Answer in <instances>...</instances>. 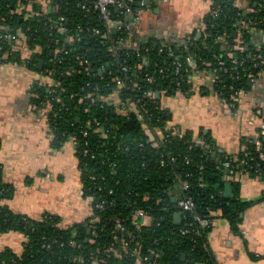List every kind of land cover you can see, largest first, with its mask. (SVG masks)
I'll use <instances>...</instances> for the list:
<instances>
[{
	"label": "trees",
	"instance_id": "1",
	"mask_svg": "<svg viewBox=\"0 0 264 264\" xmlns=\"http://www.w3.org/2000/svg\"><path fill=\"white\" fill-rule=\"evenodd\" d=\"M15 1L0 0V16L5 18L0 23V32L16 35L17 41L14 43L20 51L13 52L12 44H3L0 64H16L43 76L50 73V78L59 82L51 93L47 87L34 82L29 90L30 102L40 109L46 101H52L53 111L48 116L52 146L57 149L75 139L78 145L75 155L79 160L84 195L93 204L102 201L105 204L94 212L101 219L96 236L88 229V218L61 228L59 219L51 215H45L39 221L15 215L3 204L12 197L13 189L2 181L0 166V234L16 231L27 239L21 254L3 251L0 264H78L77 261L73 262L75 258L83 264H90L91 256L96 260L102 257L104 261L99 264H135L132 257L118 259L104 253L114 242V236H122V232L113 233L116 221L124 231L133 235V239L127 238L129 247L139 246L141 257H148L143 264H216L207 244L210 229L200 228L194 221V215L209 221L223 219L232 230L238 231L240 215L246 205L240 203L239 184L234 178L240 173H248L264 179V130L256 129L255 136L242 140L244 151L233 157L224 156L217 153L212 137L203 131L194 139L190 131L181 132L171 127L167 130L171 115L162 109L160 99L150 98L149 92H165V96H171L176 90V78L182 75V70L178 75L173 72V59L167 56L168 50L182 57L193 55L200 71L205 70L202 62L212 63V68L207 70L211 72L216 69L218 79L212 89L200 87V93L216 92L227 99L237 92L248 91L247 73L251 72L255 80L264 71V45L257 48L252 39L254 32L264 31V0H242L254 9L253 13L236 9L233 0H214L221 12L216 18L205 17L207 36L194 35L184 45L159 38L140 44L138 50L126 52L114 49L113 53L108 52L107 43L96 38H87L72 46L67 44L59 34L49 30L45 17L10 14ZM52 1L62 7L68 29L87 23L103 28L97 22L96 15L76 7L79 0ZM112 12L117 14L115 10ZM122 18L125 19L124 16ZM240 22L248 23V28L241 30L245 51L233 52L243 64L233 70L234 76L238 73L237 80H230L232 64L226 53L232 51L233 33L240 27ZM109 35L116 37L112 33ZM220 37H224L226 42H220ZM57 39L62 41L57 44ZM162 43H166L167 49L158 55ZM57 47L66 53L54 57L52 52ZM27 53H30L27 58L21 55ZM137 54L143 58L146 67L138 73L129 72L126 79L120 66H134ZM257 54L260 56L258 60L253 58ZM77 56H82L88 64L78 65ZM220 62L224 65H219ZM256 63L259 64L255 68ZM242 68L246 70L242 71ZM115 76L127 84L138 81V90H119L112 82ZM149 76L152 81L147 82ZM230 86L234 88L232 91ZM191 88V84L181 85V91L187 98L195 93ZM115 91L120 93L118 100L121 107L127 97L139 100L138 103L143 105L147 123L163 131L164 139L159 148H154L153 143L147 141L133 115L123 116L115 111L113 103L99 100V96L110 97ZM89 94L93 95V103L88 98ZM94 119L98 124L92 122ZM129 122L132 125H128ZM82 131H86L87 136L83 137ZM84 149H88L87 155L82 153ZM225 162L230 163L231 167L224 168ZM173 175L186 181L189 185L188 195L195 204V211L184 214L179 225L174 222L179 209L166 192L172 185ZM91 176L95 177L94 181L90 180ZM225 178L231 179L232 197L228 199L221 193ZM111 189L113 193L109 194ZM138 210H144L151 219L140 229L132 223ZM184 229L188 232L182 235L181 230ZM151 250L160 256H151Z\"/></svg>",
	"mask_w": 264,
	"mask_h": 264
},
{
	"label": "crops",
	"instance_id": "2",
	"mask_svg": "<svg viewBox=\"0 0 264 264\" xmlns=\"http://www.w3.org/2000/svg\"><path fill=\"white\" fill-rule=\"evenodd\" d=\"M151 2L138 22L137 38L141 41L165 37L173 43L187 44L194 35L198 37L197 27L210 10L209 0ZM252 39L257 48L263 46L264 31L254 32ZM261 73L258 79H251L249 90L239 95L233 110L225 109L214 94L200 93L197 88L188 98L161 96L162 109L171 115L169 126L192 132L194 139L203 131L212 137L218 154L236 156L243 139L255 136L256 129L264 130V71ZM34 82L46 84L49 79L16 64L0 67L1 177L13 189L12 197L3 204L15 215L36 221L51 215L69 227L90 216V200L84 195L73 144L54 148L45 119L33 109L29 90ZM162 100L167 102L162 104ZM223 180L221 193L225 197L224 189L231 187V179ZM234 181L239 184L240 203L246 205L238 231L232 230L227 221L215 219L207 237L209 252L216 264H264V179L240 173ZM173 190L179 196L178 188ZM231 195L232 187L225 198ZM24 242L20 232L0 234V255L5 250L21 254Z\"/></svg>",
	"mask_w": 264,
	"mask_h": 264
},
{
	"label": "built area",
	"instance_id": "3",
	"mask_svg": "<svg viewBox=\"0 0 264 264\" xmlns=\"http://www.w3.org/2000/svg\"><path fill=\"white\" fill-rule=\"evenodd\" d=\"M214 0H209L210 2V10L208 12L209 17L216 18L219 13L221 12V8L216 3L214 4ZM247 3H244L242 0H233V6L236 9H242L245 13H253L254 9L247 6ZM152 6V2H151ZM76 7L81 9L82 11L91 13L93 15L97 16V22L101 23L103 28L95 27L89 25L87 23L84 25H76L73 29H68L67 26V20L65 18V15L62 14L61 9L62 7L58 4H53L52 0H16L14 3V8L11 9L10 14L17 15V16H25V17H45L46 23L49 25V30L51 32H55L59 34L62 37V40L66 42L69 45H74L76 43H79L80 41L87 39V38H96L100 40L102 43H107V50L108 52L113 53L114 49L116 50H123L126 52H129L130 50H138L140 48V44L147 43L148 41L159 39L157 38H150V40L141 41L137 37L139 36V28H138V22L141 21L140 17L144 11V9L148 8V6L144 5V0H79L76 3ZM113 10L117 11V14H113ZM54 15V16H51ZM124 16L125 19L122 17ZM205 18L199 24L197 27V32L200 35L207 36L206 31V25L204 22ZM5 21V18L0 16V23H3ZM240 27L236 28L234 30V42L232 46V51L229 53H226V56L231 59L232 66L230 67L231 74H229L230 80H237L238 73L234 76L233 70H236L238 67L242 66V62L238 61L235 58V54L233 51H236L237 53H243L245 49L243 48V34L241 30L243 28H248V23L240 22ZM3 27V26H2ZM1 28V27H0ZM250 30L256 31L255 28H251ZM259 31V30H257ZM114 34L116 37L112 38L109 34ZM119 35V36H118ZM118 36V37H117ZM161 39H166L165 37H160ZM16 35L13 33H3L0 32V55L2 53L3 44H12L11 51L13 52H19L20 48L16 47ZM57 39L55 43H59V41H62ZM219 41L222 43L226 42V39L224 37H220ZM14 43V44H13ZM164 49H167L166 43H162L160 46V49L158 50V55L161 53H164ZM259 50V49H258ZM66 53L61 48H56L53 50L52 54L54 57L60 56L61 54ZM261 51L259 50V53ZM28 55H23V57L27 58L30 53H27ZM126 56H129V54H126ZM167 56L172 61L173 72L175 74H179L182 70V75L178 78H176V90L173 91V94L171 96L166 97H177V98H186V96L181 91V85L182 83L191 84L192 88L191 91L195 92V89H200L202 86H207L209 89H212L214 86L215 81L218 79V75L216 74V69H213L211 72H209L207 69L212 68V63L208 61L202 62V66L205 70L200 71L198 67L196 66V59L193 55L187 54L184 57L176 55L173 51L168 50ZM259 54L254 55V59H259ZM137 62L134 66L129 67L125 64L121 65V71L124 73L125 78L127 79V74L129 72H141L145 67L146 63L143 62V58L137 54L136 55ZM76 61L78 65L84 66L85 64H88L87 61L84 60L82 56H77ZM123 63V62H122ZM184 64L187 65L186 68H184ZM259 64V63H258ZM256 63L254 67L256 68L258 66ZM4 64H0V67ZM219 65H224L223 62H220ZM157 66L156 64L154 65ZM245 68H242V71H245ZM102 71H104L102 69ZM184 71V73H183ZM162 72V70L160 71ZM49 76H44L49 79L48 83H40L37 82L41 86L47 87L49 93L53 92V89L59 86V82H55L50 78ZM249 76V80L253 78V74L251 72L247 73ZM147 82L152 81V78L149 76L146 78ZM112 82H115L118 89L130 91V92H136L138 90V81H131L130 84H127L124 82L123 79H121L118 76H115L112 78ZM203 83L200 86L197 83ZM229 89L232 91L234 88L233 86H230ZM165 93V92H164ZM158 93L161 96H165V94ZM242 92H237V94L230 95L227 99L224 96H221L220 94L213 92L215 96L221 99L223 102V106L225 109L233 110L236 108V105L239 100V95ZM119 91H115L113 93V96L107 97V96H99V100L103 102H109L113 103L115 106V111L123 116L129 117L133 115V117L136 119L137 124L141 128L142 132L144 133L145 137L147 138L148 142H152L154 148H159L161 146V143L164 139L163 131L160 128L157 127H151L147 121H146V110L143 108V105H140L138 102L139 100H134L131 97H127L124 100V104L118 100ZM156 94H153V92H149L150 98H156ZM88 98L93 103L94 98L92 94L88 95ZM160 99V98H159ZM57 102H59L58 99H56ZM33 106V105H32ZM141 106V107H140ZM33 109L38 110L42 116V118L45 119L46 124L48 126V116L53 111V105L52 101H46L43 108L36 109L35 106H33ZM96 124H98V121L95 119L92 121ZM90 122L87 123V126H89ZM169 124L167 127V130H169ZM169 132V131H168ZM83 137L87 136L86 131H82ZM71 143L73 144L74 150L77 149V144L74 138H72ZM257 147L259 148V143L257 142ZM244 151V145H242V150ZM84 155L88 154V149H84L82 151ZM261 158H263L261 156ZM244 163V161H242ZM163 164V162H162ZM224 168H230V163L225 162L223 164ZM185 177H188V175H185ZM258 177V176H257ZM91 181L95 180L94 176L90 177ZM174 188H178L179 196L181 197L180 200H177L176 193L174 192ZM102 188H98V190H101ZM189 191V185L186 183V181L182 180L181 177H178L177 175H173L172 178V185L166 189L167 195L170 198V201L172 203H175L179 209L177 213L180 214V218L184 216L186 213H193L195 211V204L191 196L188 195ZM109 194L113 193V190H109ZM89 199V198H88ZM144 199H147V196L144 197ZM90 200V206H91V212L90 216L88 217V229L92 232L93 236L97 235L98 231V224L101 222V219L98 216L94 215V212L96 210L102 209L103 205L105 204V201L100 202V204H93L91 199ZM173 200V201H172ZM176 213V214H177ZM45 218V217H44ZM151 219L149 215L144 210H138L135 212L134 218L132 223L136 226L137 229H140V227L143 224H147L150 222ZM194 221H196L197 224H199L200 228H208L211 229L213 227V221H209L207 219L201 218L198 215H194ZM61 228H67L63 226L61 223L59 224ZM117 232H122V236H114L113 237V243L111 246H109L104 253L108 255H112L115 258H122V257H132L134 258L135 264H143L148 260V257H141V249L139 246L136 248H130L127 238L133 239V235L124 231V228L119 224L118 221H116V224L113 229ZM188 232V230H181V234L184 235ZM24 239L26 242V236L24 235ZM24 242V243H25ZM24 246V245H23ZM205 248V245H203ZM151 256L153 257H159L160 254L154 252L153 250L150 251ZM78 264H83L79 259L75 258L73 259V262H76ZM103 258L96 260L94 259V256L90 257V264H99V262H103Z\"/></svg>",
	"mask_w": 264,
	"mask_h": 264
},
{
	"label": "water",
	"instance_id": "4",
	"mask_svg": "<svg viewBox=\"0 0 264 264\" xmlns=\"http://www.w3.org/2000/svg\"><path fill=\"white\" fill-rule=\"evenodd\" d=\"M151 1L152 0H144V5L145 6H148V5H151ZM159 9H156V13H158L159 14ZM199 36V35H198ZM250 82H251V80H248V85H250ZM160 98V95L157 93L156 94V99H159ZM128 125H132V122H129L128 123ZM231 191V187L230 186H226L225 187V189H224V195H225V197H227L228 196V193ZM181 199V197L180 196H177V200H180ZM173 201V200H172ZM174 222L177 224V225H179V223H180V214L179 213H177V214H175V216H174Z\"/></svg>",
	"mask_w": 264,
	"mask_h": 264
},
{
	"label": "rangeland",
	"instance_id": "5",
	"mask_svg": "<svg viewBox=\"0 0 264 264\" xmlns=\"http://www.w3.org/2000/svg\"><path fill=\"white\" fill-rule=\"evenodd\" d=\"M158 1H159V0H153V4H156V3L158 4ZM25 71H26V73H29V74H31V76L33 77V73L29 72L28 70H25ZM23 73H24V72H23ZM23 76H25V77H28V78H29V76H30V75H28V74H25V73H24V74H23ZM210 95H211V94H210ZM167 98H169V97H167ZM167 98H166V100L168 101V99H167ZM163 99H165V98H163ZM166 100H162V102H161V103L163 104V103H164ZM167 101H166V102H167ZM68 142H69V143H71V141H68ZM68 142H66V143H68Z\"/></svg>",
	"mask_w": 264,
	"mask_h": 264
}]
</instances>
